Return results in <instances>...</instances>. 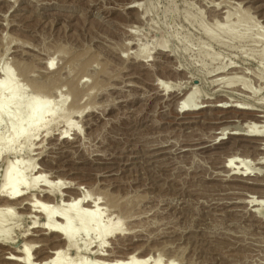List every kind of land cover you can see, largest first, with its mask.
I'll return each instance as SVG.
<instances>
[{"label": "rangeland", "instance_id": "1", "mask_svg": "<svg viewBox=\"0 0 264 264\" xmlns=\"http://www.w3.org/2000/svg\"><path fill=\"white\" fill-rule=\"evenodd\" d=\"M221 9L233 13L223 26ZM0 65L18 95L55 112L0 132V184L11 164L24 180L36 165L77 189L64 194L101 197L99 220L122 222V234L107 239L115 258L144 251L163 263L264 264V155L255 148L264 137L222 135L246 133L256 117L177 109L192 90L190 108L237 101L262 121L264 0H0ZM78 109L68 129L62 115ZM233 156L245 178L225 169ZM11 211L1 242L42 245L46 236H28L33 220ZM82 233L78 246L96 241Z\"/></svg>", "mask_w": 264, "mask_h": 264}, {"label": "bare ground", "instance_id": "2", "mask_svg": "<svg viewBox=\"0 0 264 264\" xmlns=\"http://www.w3.org/2000/svg\"><path fill=\"white\" fill-rule=\"evenodd\" d=\"M219 5L220 3L218 4V6ZM241 11L239 12L241 13ZM214 15L216 18L217 17L222 18V22L223 21L224 22L222 23V25L221 24L219 25L223 26L228 22V20L231 18L233 13H231L230 11H224V10L222 11L221 9L220 13L219 12L214 13ZM239 15L241 14H238L237 22H235L234 25L241 27L242 26L241 22L243 21V19ZM226 33L230 35H233V34L237 35V32L234 31V28L226 30ZM209 37L214 38L213 35H209ZM237 37L241 38L239 35H237ZM156 47H157V50H164L165 46L162 42V43L157 44ZM217 67H220V66H217ZM6 68H7L6 65H2V66L0 65V74L3 76V79H2L3 84L0 85V132L3 130L6 131V130L13 129L15 126L20 125V123L25 119H29L31 121L35 117V121L41 120L43 119L44 116H48L45 114L49 112L48 108L41 107L42 105L40 104L38 98H34V96H31L30 98H25L24 95H18V93H16V88L14 86V79L6 75L5 73ZM220 69L218 68V70ZM222 72L225 73V71H222ZM219 74H221V72H219ZM216 75L218 76V73L213 76H216ZM223 75H226V74H223ZM15 77H16V74H15ZM233 84L234 83L230 85H233ZM38 92H39V95L43 93L41 94L42 96L45 93L44 91L41 92V90H39ZM193 94H194V91L191 90L188 93V95L186 92V95L184 94L185 96L184 97L182 96L183 98L181 97L182 99L179 98L181 99V102L179 101L180 105L177 106L178 107L177 109H179V111L184 110L187 112L189 111L192 112L195 110L196 111L203 110L205 108L210 109V110H212L213 108H226L227 110L228 108H233L235 109L233 110V112L237 113L238 115H243L242 117L254 116V118L256 117L255 119L256 121H247L248 123H246V127L244 126L245 128L243 130L244 132L246 131V133H239L238 131H240L241 129H237V128H231L229 130H235V131H230L227 133L228 128H224L223 131L226 133H223L222 135H228L227 137L224 136L226 139L233 138V136L235 137V135H242V136L244 135V136L256 137V138L264 137V117L262 116V121L260 119H257L259 117L261 118V116L257 117V114L255 115L254 113H252L257 110L255 107H253V105L247 104V103H241L237 101L229 103L228 99H226L228 100L227 102H225V100L218 101L219 98H217V101L215 100L216 104L215 103L210 104L211 102H213L211 101L212 99L210 101H206L204 99L205 102H209V103L204 106H201L199 104L201 107L197 109L196 108L193 109V108H190V106L194 104V103H191V98ZM36 95L37 93L35 94V96ZM48 95L47 96L45 95V98L49 99ZM44 104H47V103L45 102ZM223 106H226V107H223ZM79 109L78 111L73 110L72 112L68 111L69 113L67 112L63 113L61 119L66 124V127L68 129H71L73 125H75L74 122H72L71 118L73 117L72 115L77 116V117L79 116L78 115L80 113ZM201 112L203 113V111ZM54 113H55L54 111L50 113L49 118L54 119L55 118ZM238 118H240V116ZM258 123H262L263 125L260 126L258 125ZM15 133H16V130L15 131L13 130L12 135H15ZM64 133H66V131ZM61 135L62 133L60 134V136ZM224 137L221 136L220 140L225 139ZM63 138L66 139L67 137L63 135ZM262 140H263L262 143L258 142L260 143L259 147L256 146L255 148L257 151L260 152L261 155H264V139ZM246 141L252 143V142H255V139L246 140ZM238 159H236V156L229 158L228 162L226 161L227 165L225 164L226 165L225 169H227L226 167L229 166L230 168L229 171L230 172L232 171L231 173L233 174V176L236 175V177L239 179V177L243 176L244 172L243 171L242 173L241 171L239 172L238 170L239 167L234 166V164H238V165L240 164L238 163ZM255 161L253 162V164L256 163ZM17 165L11 164L8 168H6V170L4 171L2 175V183L0 184V264H177L173 262L171 259H170L171 261L163 263L164 261L161 262L162 257L158 255V253L157 255H152L150 252H144V251L140 252L139 254L138 253H127L126 255L124 254L125 256L121 258H115L114 255L112 256L111 253L109 254L106 249V248H109L108 246H110L108 243L109 241L107 239L109 237H112L113 235L122 234V229H121L122 222L118 221L117 223H114L113 225H111V224H105L99 220V217L101 215L100 211L102 208L98 210V204H99L98 199H100L101 197L97 198L98 197L97 196L96 197L97 199H92L95 196L90 198L89 196L87 197V195H81V193L80 194L77 193L75 195L70 194V196L67 195L66 193L64 194L65 189H72V190L74 189L76 191L77 189L72 188L69 185L66 186L68 183L62 180L50 181L48 179L49 177L45 173L39 172L36 169V165L32 166L30 170V172H33L32 174L30 173L31 179L24 180L25 170L22 171V169H19ZM246 172L247 171H245V173ZM256 180H260V179H256ZM262 185L264 186V183H262ZM67 191L68 190H66V192ZM86 197L91 200H87ZM102 199H104V197ZM110 202L112 203V201ZM108 204L110 203H107L106 206H108ZM112 205H115V204L112 203L111 205H109V207ZM115 207H118V206L116 205ZM112 209L113 208L111 207L110 210ZM11 210H15L17 211L16 212L17 214L25 215L27 218H31L33 220L32 222L29 223L30 225L28 226L30 230H33V232L28 234V236L30 235L33 236L34 233L35 234L38 233L39 237L46 236L45 240H39L40 241L39 243L44 242L42 243V245L39 244V246L38 245L35 246L34 241L36 242L37 240H34V241L31 240L30 242H27V241L25 242L23 240V244L20 245V247H16V246L12 247V243L9 241H6L5 243L1 242V238L3 237L5 232H7V230H5L2 227L3 226L2 224L5 222L7 215L10 216V214L14 213ZM253 213L254 212H252V214ZM34 215H40V216L42 215L43 218L40 219L41 217L38 218V216H34ZM82 232H84V235L86 232L88 236L91 233L90 235H93L94 236L93 238L96 241H92V242L87 241L84 243V246H78L77 240L79 238V235L83 234ZM84 235L82 237H84ZM95 242L96 244L93 246L92 243H95ZM33 248L35 249L33 250ZM68 251L69 252L73 251L76 255H78L79 253H86V254L88 253L89 255H92L93 258L88 259L89 257H85L86 259L85 258L83 259V257L82 258L80 257L79 260H76L70 257L71 258L70 259L69 256H67V253H69ZM34 252H36L35 254L36 256L34 255ZM3 253L5 254L4 256H2Z\"/></svg>", "mask_w": 264, "mask_h": 264}]
</instances>
